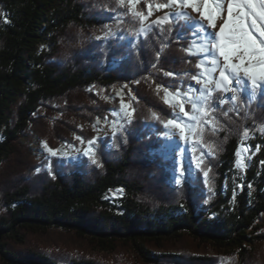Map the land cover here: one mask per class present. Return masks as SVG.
Returning a JSON list of instances; mask_svg holds the SVG:
<instances>
[{"label":"trees","instance_id":"obj_1","mask_svg":"<svg viewBox=\"0 0 264 264\" xmlns=\"http://www.w3.org/2000/svg\"><path fill=\"white\" fill-rule=\"evenodd\" d=\"M119 12L113 0H0V264H99L54 251L61 243L54 230L91 252L127 251L137 264H264V101L218 106L217 123L204 128L203 143L216 149L207 201L199 181L172 187L142 130L149 112L171 115L156 92L168 82L165 73H194L198 60L186 51L188 39L177 40L175 22L163 32L153 24L146 36L95 39ZM135 82V119L125 142L101 153L100 167L55 176L26 171L18 140L42 105L78 106L91 86ZM221 96L214 93L213 104ZM245 128L260 147L237 192L235 152ZM119 186L122 198L104 199Z\"/></svg>","mask_w":264,"mask_h":264},{"label":"rangeland","instance_id":"obj_2","mask_svg":"<svg viewBox=\"0 0 264 264\" xmlns=\"http://www.w3.org/2000/svg\"><path fill=\"white\" fill-rule=\"evenodd\" d=\"M113 1L115 7H118L116 0ZM161 2H164V0H139V3L136 5V10L142 11L146 16H148L149 12L148 4L153 5L152 14L148 16V19L144 22L145 26L152 24V21H155L158 17H162L166 12L170 11L169 9L155 10V4ZM104 10L109 14L111 9L107 7ZM184 11H187L193 17L199 19L198 14L192 12L191 9H185ZM126 12V7H120L118 15H113L115 20H107L100 31L95 34V39H97V37H102V39L98 40H103L110 37H123V35L128 37L143 36V34H137L141 27L139 21L133 20L130 14L125 15ZM125 19H127V21L124 22ZM124 23L126 24L125 27L122 26ZM175 23L183 25L184 21L181 20ZM183 29L188 31V34H186V38L184 39H188L189 47L193 42V36L187 27H184ZM109 32L114 33L115 35L106 37V33ZM40 48L42 49L44 46H41ZM192 56L196 57L197 60L201 58L197 55ZM117 63H120V61ZM198 71L199 69L196 68L194 73H174V76L168 75L167 77L169 78L166 84L156 86V92L159 94L161 100L164 102V88H168L170 93H174L177 89L181 92L187 91L189 85L199 89L200 85H197L196 82L191 79V76ZM137 85L138 83L135 82L133 84L124 83L110 87L91 86L89 87L88 98L82 105L68 106L67 102L47 103L42 105L38 111L32 115V120L30 121L27 131L18 140V144L21 146L23 154L22 157L26 160V171L34 174L48 173L51 176H55L58 173L73 174L94 167H100L101 161L99 156L101 153L111 152L125 142L126 128L135 119L137 107L141 103V99L137 94ZM221 95V98H227L231 96V93H221ZM122 101L124 104L128 105V108L124 111L132 112L130 123L127 122L129 118L125 117L124 111L121 110ZM164 104L170 109L172 115V108L168 104ZM66 107L67 109H65ZM185 107L186 110H188L190 105L186 104ZM114 111L119 113V116L113 115ZM152 113L154 112H149L148 116V120H150L151 123L146 124L142 130L146 135V139L151 142L152 147L150 148V154L162 161L169 174L168 182L172 187L179 188L189 181L195 183H198L199 181L202 187V192L206 196L205 201H207L208 196L213 192V184L210 181L211 166L209 165V159L215 156L216 149L213 145H205L203 143L202 133L204 128H211L214 123L209 121L208 125L203 128L197 125V131H200L201 135L193 137L194 141H199L195 153L196 156L200 157L201 153L204 154L201 167L204 170H208L210 167L209 183L205 184L202 171L195 167L194 162H191L192 145L180 141L178 135L171 141L163 139V132L165 129L160 121H166L171 118V115L168 118H163L156 114L159 117V120H157L153 118ZM97 120H99L98 123ZM114 121L118 126L120 124L123 125V130L118 131L115 137L113 136ZM77 136L83 138L84 143L77 140ZM93 137L97 138L95 143V159L97 160V164H93L88 157L83 155V151L89 147L87 140L92 139ZM252 139H255V135L254 133H249V137L244 140L246 146H252L248 156H254L256 146L259 145L257 143L254 146L251 142ZM43 142H47V145L52 149H61L62 152H66L68 155L63 158L62 154L51 156V154L44 148ZM182 149H187L184 165L186 172L183 182L177 184L174 182V177L178 174L174 171L176 167L174 161L179 159V152ZM209 151H211L213 155H209ZM236 160L233 181L236 191L240 192L242 182L239 181V179L240 177H243L245 170L244 168L241 169L236 166ZM37 169L39 170L37 171ZM209 189H211V191ZM115 195V192L109 194L110 198H113ZM52 237L55 241L61 242L60 245H57L58 247L54 251H59L65 256L86 257L95 260L99 264H137L127 251L122 250L115 253L91 252L86 248L78 246L77 243L74 242V238L70 233L61 230H54ZM220 264H226V262L222 261Z\"/></svg>","mask_w":264,"mask_h":264},{"label":"snow or ice","instance_id":"obj_3","mask_svg":"<svg viewBox=\"0 0 264 264\" xmlns=\"http://www.w3.org/2000/svg\"><path fill=\"white\" fill-rule=\"evenodd\" d=\"M138 3L139 0H116L118 7L127 8L125 15L130 14L133 20L139 21L141 27L137 34L146 36L153 24L159 25L163 32L164 22L181 20L184 24L177 31V40L186 38L183 32L184 27L192 33L193 42L186 51L189 55L201 57L195 65L199 71L191 76L200 88L196 89L189 85L187 91L181 92L177 89L174 93L164 88V103L168 104L173 111L171 118L160 121V123L165 129L164 140L171 141L178 135L180 141L192 145L191 162H194L195 167L202 171L204 182L208 184L210 167L204 170L201 167L204 154L201 153L200 157L195 154L199 141H194L193 137L201 135V132L197 131V125L203 128L208 125L209 121L217 123L214 113L218 106L225 103L231 102L233 108L228 111H232L237 105L241 107L250 105L257 96L264 101V0H164V2L155 4V10L169 9L170 11L147 26L144 22L152 14L153 5L148 4L149 12L146 16L142 11L136 10ZM185 9H191L192 12L197 13L199 19L184 11ZM111 35L115 34L106 33V37ZM97 39H102V37H97ZM159 55L160 52L157 53V58ZM165 75L174 76L175 74L166 72ZM215 92L231 93V96L219 98V105H216L212 102ZM186 104L190 105L188 110H186ZM259 106L264 107V103ZM127 108L128 105L122 101L121 110L124 111ZM113 115L119 116V113L114 111ZM237 115H239L238 112ZM124 116L129 118L127 122L130 123L132 112L124 111ZM152 116L159 120L156 113H152ZM122 130L123 125L118 126L114 121L113 136L115 137L116 133ZM261 131L264 132V126H261ZM248 137L249 130L245 128L240 145L235 152L236 166L241 169L246 167L242 152L247 155L252 147L244 144V140ZM76 139L84 143L83 138L77 136ZM96 140V137L87 140L89 147L83 151V155L88 157L93 164H97ZM43 146L51 156L62 154L63 158L68 155L61 149H52L47 142H43ZM259 147V145L256 146L257 151ZM186 153L187 149L180 150L179 159L174 161L176 165L174 171L178 173L174 177V182L177 184L183 182L186 172L184 167ZM208 154L213 155L211 151Z\"/></svg>","mask_w":264,"mask_h":264},{"label":"built area","instance_id":"obj_4","mask_svg":"<svg viewBox=\"0 0 264 264\" xmlns=\"http://www.w3.org/2000/svg\"><path fill=\"white\" fill-rule=\"evenodd\" d=\"M7 18V15L5 16V19ZM240 145V143H239ZM257 150L254 152V154H256ZM250 157V159L248 158ZM253 155L251 156H247L246 158V167L244 168V170L247 169V167L250 165L252 159H253ZM248 165V166H247ZM115 192L116 195L113 198H110L109 194ZM125 195V189L122 186L116 187V188H111L104 196V199H107L109 202L115 203L116 200L122 198Z\"/></svg>","mask_w":264,"mask_h":264},{"label":"bare ground","instance_id":"obj_5","mask_svg":"<svg viewBox=\"0 0 264 264\" xmlns=\"http://www.w3.org/2000/svg\"><path fill=\"white\" fill-rule=\"evenodd\" d=\"M41 46H44V45H41ZM43 49V48H42ZM249 153V152H248ZM248 153H247V155H245L243 152H242V157H243V159H244V163L246 164V158H247V156H248Z\"/></svg>","mask_w":264,"mask_h":264}]
</instances>
